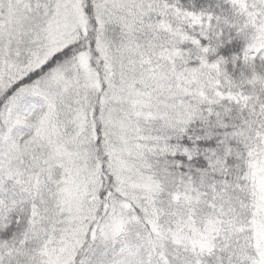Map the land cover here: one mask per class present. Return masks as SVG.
Here are the masks:
<instances>
[{"label":"snow or ice","instance_id":"snow-or-ice-1","mask_svg":"<svg viewBox=\"0 0 264 264\" xmlns=\"http://www.w3.org/2000/svg\"><path fill=\"white\" fill-rule=\"evenodd\" d=\"M0 264H264V0H0Z\"/></svg>","mask_w":264,"mask_h":264}]
</instances>
